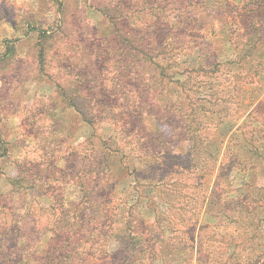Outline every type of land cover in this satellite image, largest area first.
<instances>
[{
  "label": "trees",
  "instance_id": "trees-1",
  "mask_svg": "<svg viewBox=\"0 0 264 264\" xmlns=\"http://www.w3.org/2000/svg\"><path fill=\"white\" fill-rule=\"evenodd\" d=\"M95 1L91 7L108 28L98 35L90 26L91 46L74 60L79 69L71 88L66 65L56 73L59 95L86 131L75 138L73 155L59 157L57 212L49 211L51 198L41 205L54 218L40 223V215H25L24 264H182L196 253L200 264H257L264 202L244 200L238 215L201 216L202 180L191 162L229 122L201 96L203 87L214 88L220 68L213 40L225 29L232 43L238 30L242 51L257 49L264 0ZM50 34L38 30L36 43L37 72L48 78ZM246 139L242 156L260 150ZM5 153L0 145V157ZM231 159L219 168L216 187L221 180L230 186L231 171L252 164L237 154ZM27 176L16 174L10 183L29 182ZM128 177L130 191L117 193L115 185ZM68 187L75 191L71 200ZM237 221H245L241 234L221 230ZM238 241L250 244L246 255L237 251Z\"/></svg>",
  "mask_w": 264,
  "mask_h": 264
},
{
  "label": "rangeland",
  "instance_id": "rangeland-1",
  "mask_svg": "<svg viewBox=\"0 0 264 264\" xmlns=\"http://www.w3.org/2000/svg\"><path fill=\"white\" fill-rule=\"evenodd\" d=\"M97 3L0 0V145L6 152L0 157V264L26 262L27 245L23 242L28 239L25 237L28 212L40 215V223H47L48 218L52 220L53 215L41 213V205L48 204L50 198L54 210L49 211L57 212L56 202L63 195L59 157L74 154L75 138L86 128L59 95L57 85L63 82L56 73L62 74L64 70L59 65H66L68 76L64 79L71 81V88L76 81L74 72L79 69L74 60L84 56V48L91 46L90 26H96L98 35L108 28L105 16L91 7ZM40 29L52 36L48 69L51 78L40 76L36 69ZM262 31L264 35V27ZM237 32L232 43L226 38L225 29L213 40L220 68L217 80L213 81L214 88L203 87L201 92L205 100L216 103V116L229 121L214 131L204 150L192 156L191 168H197L202 180L199 198L203 217L221 210L224 215L237 210L235 215H238L244 200L264 202V36L257 49L248 45L242 51L244 42ZM246 138H252L251 143L260 150L242 156L243 148L249 146L245 144ZM233 154L242 161L248 157L252 164L244 170L241 166L234 168L228 178L230 186L221 180L216 187L219 168L232 160ZM16 174L20 177L27 174L29 182L12 186L10 179ZM130 181V177L124 178L115 185V191L129 192ZM44 192L47 194L43 195ZM74 194V188L68 187L65 197L71 200ZM244 224L245 221H237L221 230L238 235L246 229ZM238 242L237 251L246 255L250 250L245 248L250 244ZM259 253L262 254L257 264H264V246ZM201 256L204 258L206 254ZM183 259L182 264H200L197 253L192 258L186 254ZM238 264H256V261Z\"/></svg>",
  "mask_w": 264,
  "mask_h": 264
}]
</instances>
